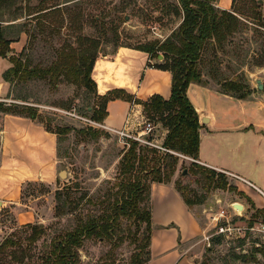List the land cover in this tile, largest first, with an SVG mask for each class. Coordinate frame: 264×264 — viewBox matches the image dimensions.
I'll return each mask as SVG.
<instances>
[{"label": "rangeland", "instance_id": "374dc122", "mask_svg": "<svg viewBox=\"0 0 264 264\" xmlns=\"http://www.w3.org/2000/svg\"><path fill=\"white\" fill-rule=\"evenodd\" d=\"M65 1L18 0L11 6L6 4L0 8V24L4 28L6 38L12 40L10 48L13 55L26 60L32 68L46 70L56 61L58 52L69 45L76 47V39L79 36H88L100 40L99 50L102 54L112 56L114 45L107 42V38H111L110 34L104 38L86 14H93L97 19L98 16L106 14V22L116 17L124 18L125 21L118 27L119 45L129 47L164 40L179 22L172 8L176 0H76L64 3ZM261 1L258 3L264 24V0ZM55 5L60 9L44 15L37 13L41 9H47L44 12H48ZM235 9L244 13L245 16L240 19L247 27L234 35L224 53L217 54V59L212 58L209 53L204 55V75H208L212 68L216 69L219 75L216 80L204 81L218 86V82L223 79H237L248 84L255 95L264 97V27L258 26L256 20L249 18L253 17L250 0H235ZM155 63L149 60L147 66H153ZM9 67L11 64L8 60L0 58V84H3L0 102L36 108L37 120L59 133L58 172H64V176L59 177L54 186L31 182L25 183L21 188L18 208L35 210L38 217L37 222L33 224L44 226L47 234L33 245V261L38 258L51 237L75 227L79 213L100 210L102 205L107 204L110 189L107 182L116 176L120 157L126 147L103 123L96 125L92 121L89 122L91 108L98 104L92 93L63 79L58 80L57 85L53 87L49 77H32L26 81L13 80L12 83H7L3 81L2 75ZM257 81H260L262 90L257 89ZM128 115L131 121L138 119L139 122H148L142 112L140 115L136 110H129L126 118ZM2 116L0 114V129ZM148 123L153 127L150 134L153 143L160 145L165 131L154 121ZM87 125L97 127L101 134L92 137L91 132L86 129ZM143 127L144 125L141 126L142 129ZM62 128H67L68 132L63 134L59 131ZM178 159L171 183L174 185V182H178L190 200L201 202L193 205L192 210L206 235L212 236V239L216 238L209 222L211 214L221 209L231 214L228 205L232 203L243 207V211L239 210L241 214L233 217V225L242 229L240 235L221 237L219 242L214 243L210 239L209 244L201 235L189 242V245H194L191 250L196 255L195 264H264L257 254L253 261H246L251 257L253 247L264 244V220L257 216L255 222L250 224L252 229H249V220H252L251 216L256 207L252 209L247 197L241 195L243 193L240 191L239 181L228 173L213 170L224 177L226 188L207 189L203 176L191 173V164L194 162L180 156ZM56 191L62 194L61 201L65 196H71L76 206L74 213L55 217ZM83 194L91 197L94 206L86 198L80 200ZM19 209L9 205L0 211V240L1 237L17 232L24 226L18 225L16 220ZM20 232L23 236L26 234ZM172 233L176 240H182L193 234L198 235L199 229L192 232L173 228ZM114 235L112 241L96 238L85 240L79 249L80 264H129L130 257L138 252L137 246L142 243V236H138L134 223L127 220L120 223ZM119 237L121 242H118ZM134 239H138L136 244ZM237 256L244 258L238 259ZM8 260L10 259L7 258L5 264H10Z\"/></svg>", "mask_w": 264, "mask_h": 264}, {"label": "trees", "instance_id": "16d2710c", "mask_svg": "<svg viewBox=\"0 0 264 264\" xmlns=\"http://www.w3.org/2000/svg\"><path fill=\"white\" fill-rule=\"evenodd\" d=\"M16 1L18 0H0V8L6 4L11 6ZM73 1L76 0H66L64 3ZM157 1L162 2L163 0ZM217 1L176 0L172 8L179 18L177 27L164 40H154L136 47L119 45L118 27L125 21L124 18L116 17L106 22L108 17L106 14L98 16L99 19L93 14H86L104 38L110 34L111 38H107V42L114 45V51L111 54L121 47L141 51L148 55L149 60L156 62L149 67L170 73L171 85L168 99L154 94L146 101H141L123 89H113L104 95H99L96 84L91 78V72L97 57L107 54H102L99 50V39L88 36H79L76 39V47L69 45L58 52L56 61L48 69L32 68L26 60L12 54L10 48L12 40L6 38L4 28L0 24V58L7 59L11 64V67L3 73L2 79L7 83H12L13 80L26 81L32 77L41 79L49 77V82L53 87L57 85L58 80L63 79L70 84L84 88L92 93L98 102L91 108L90 118V121L96 124H102L106 119V107L110 101L121 100L140 105L147 121H154L165 131L160 147L197 160L200 124L198 115L187 98V89L190 84H206L204 76L208 80H216L219 77L214 68L210 69L208 75H204L202 70V66L206 64L204 55L209 53L212 58L217 59V54L224 53L234 35L247 27L246 23L240 19L245 16L244 13L235 9V0H231L230 11L217 8ZM250 1L253 17L249 18L256 20L258 26L264 27L259 0ZM58 9H60L58 5H55L48 12H44L47 9H41L37 13L44 15ZM78 29L82 30L81 27ZM159 56L161 60L158 59ZM218 86L222 94L239 100H245L254 93L248 84L237 79H223L218 82ZM0 114L29 119L41 124L47 132L53 133L56 137L59 134L37 120V110L34 107L0 102ZM86 129L94 138L101 134L97 127L87 125ZM59 131L65 134L68 129L62 128ZM147 139L152 140L150 136ZM127 143L129 146L124 149L120 157L116 176L112 181L107 182L110 184V189L107 204L102 205V209L79 213L75 227L51 237L44 250L33 261L32 247L47 235L46 228L40 224H26L19 228V231L9 233L0 242V264H5L7 258L10 259L8 260L10 264H80L79 249L84 241L93 238L112 241L116 229L124 220L134 223L138 236H142V243L137 246L138 252L130 257L129 264H146L150 260L151 185L170 183L179 159L178 156L169 152H161L154 147L141 145L135 141L128 140ZM191 167L193 175L203 176L207 189L224 190L226 188L227 182L222 175L196 163H192ZM174 188L189 209L201 203L190 200L178 182H174ZM241 195L246 198L244 194ZM65 197L61 201L62 194L55 192V217L71 215L75 212L76 206L71 196ZM84 198L94 206L91 197L83 194L80 200ZM246 199L254 209L252 201L249 198ZM257 216L264 220V208L254 209L252 220H249V228L252 227ZM20 231L26 234L23 236ZM220 239L221 237H216L212 239V243L219 242ZM121 241L119 237L118 242ZM136 242L138 239H134L135 244ZM256 254L260 255L264 261V244L253 247L251 257L246 261L256 259ZM236 258H244V256Z\"/></svg>", "mask_w": 264, "mask_h": 264}, {"label": "crops", "instance_id": "0c3cea01", "mask_svg": "<svg viewBox=\"0 0 264 264\" xmlns=\"http://www.w3.org/2000/svg\"><path fill=\"white\" fill-rule=\"evenodd\" d=\"M231 5V0H218L216 7L230 11ZM148 61L146 53L122 47L110 57H97L91 72L97 93L123 89L141 101L154 94L168 99L170 73L148 67ZM2 87L1 83L0 90ZM186 95L200 124L199 153L194 163L230 174L239 181L241 193L257 209L264 208V97L253 93L239 100L222 94L217 85L208 82L190 84ZM106 110L105 128L121 130L129 110L141 115L142 107L115 100L107 104ZM131 123L128 130L135 129V122ZM57 147V137L41 124L11 115L1 117L0 211L9 205L19 209L25 183L39 182L49 187L57 184ZM150 203V260L146 264H195L196 255L191 250L194 245L189 242L201 237L203 227L194 211L171 182L153 183ZM37 217L31 208L19 209L16 220L18 225H26L37 222ZM173 228L192 232L199 229V234L176 240Z\"/></svg>", "mask_w": 264, "mask_h": 264}, {"label": "built area", "instance_id": "2783aa9c", "mask_svg": "<svg viewBox=\"0 0 264 264\" xmlns=\"http://www.w3.org/2000/svg\"><path fill=\"white\" fill-rule=\"evenodd\" d=\"M89 122L92 123L91 121ZM131 122H132L131 117L130 115H128V117L125 119L124 126L121 130H109L110 132L114 133L118 137V141L121 142L123 146L128 148L129 145L127 142L128 140H131L141 145L154 147L160 150L161 152H169L165 150L164 148L160 147V145L153 143V140L147 139V137L150 136L153 130V127L150 125V123L146 121L139 122V121H136L135 119L134 128L136 130L135 129L128 130V127L132 124ZM142 125H144L143 129L141 128ZM169 153L176 155V156L183 157V158H187V157H184L182 155H179L173 152H169ZM187 159H190V158H187ZM192 161L195 162V160H192ZM236 204L238 203H232L228 205V209H230L231 214H228L226 210L224 209L218 210L217 212L211 214L209 218V222H210V225L212 226V229L214 230V236L222 237V238L223 237L229 238L232 235L233 236L237 234L240 235V233L242 232L241 227L233 225V222H234L233 217L241 214L239 210L235 208ZM249 229L251 230L252 228H249ZM202 235H203V240L206 241L207 244H209L210 239L212 240L211 238L212 236L206 235L204 230H203Z\"/></svg>", "mask_w": 264, "mask_h": 264}, {"label": "water", "instance_id": "95a60500", "mask_svg": "<svg viewBox=\"0 0 264 264\" xmlns=\"http://www.w3.org/2000/svg\"><path fill=\"white\" fill-rule=\"evenodd\" d=\"M259 1L262 2L261 0H259ZM126 19H128V18H126ZM158 59L161 60V56H159ZM256 85H257V89L258 90H262V85H261L260 81H257ZM59 176H60V178L63 177L64 176V172H60ZM235 208L237 210H240V211L243 210V207L241 205H239V204H236Z\"/></svg>", "mask_w": 264, "mask_h": 264}]
</instances>
